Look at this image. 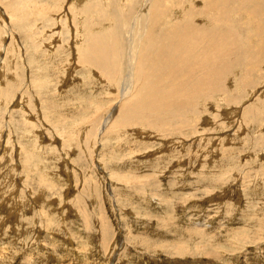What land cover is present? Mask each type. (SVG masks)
Here are the masks:
<instances>
[{"label": "rangeland", "instance_id": "obj_1", "mask_svg": "<svg viewBox=\"0 0 264 264\" xmlns=\"http://www.w3.org/2000/svg\"><path fill=\"white\" fill-rule=\"evenodd\" d=\"M76 3L0 0V264H264V66L196 116L136 114Z\"/></svg>", "mask_w": 264, "mask_h": 264}, {"label": "bare ground", "instance_id": "obj_2", "mask_svg": "<svg viewBox=\"0 0 264 264\" xmlns=\"http://www.w3.org/2000/svg\"><path fill=\"white\" fill-rule=\"evenodd\" d=\"M75 1L85 3L77 7L84 15L104 11V24H109L104 33L85 38L83 58L88 56L83 62L97 66L107 81L114 76V67L122 64L119 79L114 82L113 78L112 83L121 101L135 92L130 106L120 100L113 104L105 126L117 109L125 107L136 114L146 109L156 115L192 111L196 116L205 106L201 102L221 93L232 79L233 67L240 66L242 81L249 85L250 73L264 66V0H139L137 8L133 0ZM244 30L248 31L245 36ZM122 36L127 37V48L123 61L115 65L122 56L117 45L123 43ZM242 48L244 67L240 64Z\"/></svg>", "mask_w": 264, "mask_h": 264}]
</instances>
